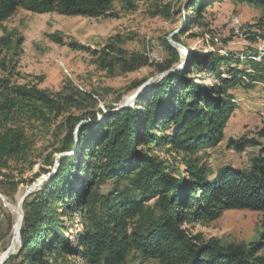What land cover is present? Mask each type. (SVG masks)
I'll list each match as a JSON object with an SVG mask.
<instances>
[{
    "label": "trees",
    "instance_id": "trees-1",
    "mask_svg": "<svg viewBox=\"0 0 264 264\" xmlns=\"http://www.w3.org/2000/svg\"><path fill=\"white\" fill-rule=\"evenodd\" d=\"M117 1L137 0L48 3L63 15L100 18L109 16ZM223 1L191 0L188 10L201 13L206 6ZM238 1L264 8V1ZM23 2L0 0V24ZM250 29H257L264 39V17ZM173 40L182 44L179 35ZM163 45L171 59L157 66L158 73L174 69L182 59L167 40ZM246 63L254 66L253 76L240 68L243 61L238 58L192 54L182 71L163 78L134 107L110 113L101 122L94 110L84 107L94 101L92 94L68 85L49 93L31 82L20 84L0 60L4 73L0 76V190L16 189L20 182H15V176L23 177L37 166L34 179L51 174L25 201L21 242L6 264H129L139 252L143 254L140 264L152 260L158 264H264L259 245L221 246L202 241L187 228L216 221L229 210L264 214V147L255 140L231 138L227 145L238 153L260 148L248 168L223 167L211 178L206 168L185 162L187 176L175 173L174 155L216 148L224 141L235 109L230 92L241 78L250 76L264 83V57L262 62ZM202 73L213 77V83L206 82ZM61 117L66 119L67 135L61 148L45 156L38 144ZM77 138V155L62 157L52 174L54 155L75 152ZM109 182L115 189L100 199L94 190ZM153 199L159 200V215L145 227H133ZM99 203L103 215L87 228L88 208Z\"/></svg>",
    "mask_w": 264,
    "mask_h": 264
},
{
    "label": "rangeland",
    "instance_id": "rangeland-1",
    "mask_svg": "<svg viewBox=\"0 0 264 264\" xmlns=\"http://www.w3.org/2000/svg\"><path fill=\"white\" fill-rule=\"evenodd\" d=\"M190 2L117 1L109 16L90 18L63 15L48 0H24L23 5L0 24V60L7 70L12 71L14 81L20 84L31 82L49 93L68 85L92 94L94 101L84 107L94 110L101 122L110 113L134 107L139 97L158 88L163 78L159 77L161 73L157 72V66L171 59L163 42H169L176 35L180 36L183 49L170 44L182 56L180 64L173 70L182 71L192 54L202 57L213 54L240 59L243 61L240 68L253 76L254 66L246 62L263 61L264 39L257 29L250 27L256 26L264 17V8L238 0H224L208 5L196 14L193 8L188 10ZM237 18L239 22H234ZM222 70L226 78L227 67L223 66ZM3 75L0 71V76ZM201 76L206 82L213 83V77L204 73ZM241 79L242 82L230 92L235 109L224 131V141L216 148L174 155L177 158V176L183 173L187 176L185 162L206 168L212 172L211 178L223 167L248 168L260 148L250 147L244 153H238L227 145L231 138L255 140L264 147V83L253 81L250 76ZM139 83L141 86L150 83L151 89L135 97L141 87L136 86ZM73 114L79 115L76 111ZM65 121V117L59 118L51 134L38 144L43 155L61 148L68 132L67 125L63 127ZM75 135L78 137V133ZM77 141L76 151L64 154L77 155L80 148L78 138ZM60 155H54L55 161ZM39 169L37 166L23 177L15 176V182H20L16 189L0 190V254L7 251L12 243L14 210L18 209L29 188L46 176L42 174L34 179ZM121 186L122 189L126 187ZM114 187L109 182L94 192L103 197ZM137 195L135 192L134 196ZM158 203V199L147 203L144 215L132 226L139 224L145 227L144 224L157 217ZM101 215L100 203L89 206L86 227L91 228L92 220ZM187 228L202 241L221 246L259 245L263 248L260 255H264L262 213L229 210L216 221L193 223ZM142 257V252L134 253L129 264H140ZM158 263L152 260L146 264Z\"/></svg>",
    "mask_w": 264,
    "mask_h": 264
},
{
    "label": "water",
    "instance_id": "water-1",
    "mask_svg": "<svg viewBox=\"0 0 264 264\" xmlns=\"http://www.w3.org/2000/svg\"><path fill=\"white\" fill-rule=\"evenodd\" d=\"M261 1H264V0H261ZM170 44L175 47V48H182V46L180 44H178L177 42H175L173 39H170ZM177 70H168V71H165V72H162L159 77L161 78H165L171 74H174ZM151 89V84L149 83L148 86L147 85H142L135 97H137L138 95L146 92L147 90ZM129 106V105H127ZM126 106V107H127ZM84 123V122H83ZM79 124L78 128H77V131H76V134L78 133L79 131V128L80 126L83 124ZM69 154H61L57 159H56V162H55V168L53 170V173L56 172V169L59 165V160L60 158L64 157V156H68ZM52 173V174H53ZM51 176V174H48L46 175L44 178H42L41 180H39L36 184L32 185L29 190L25 193V195L22 197L21 201H20V204H19V219H20V222H19V230H18V238H19V242L20 241V230H21V227H22V223H23V219H24V204H25V201L38 189L42 186V184ZM17 242V241H16ZM16 242H12L11 246L8 248V250L6 251V253L4 254V256L1 258L0 260V264H6V262L17 252V247H16Z\"/></svg>",
    "mask_w": 264,
    "mask_h": 264
},
{
    "label": "bare ground",
    "instance_id": "bare-ground-1",
    "mask_svg": "<svg viewBox=\"0 0 264 264\" xmlns=\"http://www.w3.org/2000/svg\"><path fill=\"white\" fill-rule=\"evenodd\" d=\"M235 29V28H234ZM238 31V30H237ZM10 204V203H9ZM9 206H11V205H9ZM8 205H7V207H9ZM15 208V207H14ZM17 208V207H16ZM12 210V209H11ZM18 211H19V207H18V209H16V210H14V213H15V222H14V225H13V233H12V242H16V247L18 248L19 247V245H20V242H19V238H18V230H19V222H20V219H19V213H18ZM13 213V212H12ZM12 244V243H11ZM6 253V251L5 252H2L1 254H0V260H1V258L4 256V254Z\"/></svg>",
    "mask_w": 264,
    "mask_h": 264
},
{
    "label": "built area",
    "instance_id": "built-area-1",
    "mask_svg": "<svg viewBox=\"0 0 264 264\" xmlns=\"http://www.w3.org/2000/svg\"><path fill=\"white\" fill-rule=\"evenodd\" d=\"M239 20H240V19H239V18H237L236 20H233V21H234V22H239Z\"/></svg>",
    "mask_w": 264,
    "mask_h": 264
}]
</instances>
